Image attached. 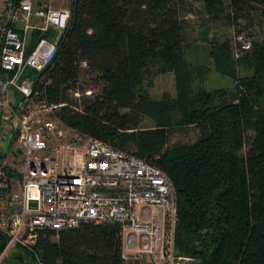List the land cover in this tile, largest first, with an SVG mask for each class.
I'll list each match as a JSON object with an SVG mask.
<instances>
[{
  "label": "trees",
  "instance_id": "trees-1",
  "mask_svg": "<svg viewBox=\"0 0 264 264\" xmlns=\"http://www.w3.org/2000/svg\"><path fill=\"white\" fill-rule=\"evenodd\" d=\"M185 1L72 0L53 60L34 72V100L56 106L64 127L166 173L178 255L197 264H264V0H198L208 17L224 15L233 27L244 22L251 38L237 58L229 39L210 45L213 71L234 84L211 91L200 84L208 68L185 57ZM82 73L97 93L85 94ZM167 73L174 96L152 99L154 79ZM186 127L196 140L170 144L171 132ZM5 159L0 151L6 178H18ZM8 241L0 231V256ZM33 250L42 264H127L116 224L46 229ZM3 264L36 262L17 247Z\"/></svg>",
  "mask_w": 264,
  "mask_h": 264
},
{
  "label": "built area",
  "instance_id": "built-area-1",
  "mask_svg": "<svg viewBox=\"0 0 264 264\" xmlns=\"http://www.w3.org/2000/svg\"><path fill=\"white\" fill-rule=\"evenodd\" d=\"M71 1L0 0V151L13 141L20 162L18 178L7 179L0 167L8 211L0 231L9 238L2 254L21 247L42 264L33 250L40 231L116 224L127 264H197L175 251L176 198L166 173L64 127L56 106L34 100V80L25 73H39L53 60ZM239 41L240 50L249 49Z\"/></svg>",
  "mask_w": 264,
  "mask_h": 264
},
{
  "label": "rangeland",
  "instance_id": "rangeland-1",
  "mask_svg": "<svg viewBox=\"0 0 264 264\" xmlns=\"http://www.w3.org/2000/svg\"><path fill=\"white\" fill-rule=\"evenodd\" d=\"M226 1V0H225ZM60 7L67 6V3L57 4ZM181 16L186 20L184 26V53L187 61L193 66H203L208 68V72L205 74L203 82H200L202 87L208 91L218 88H232L233 83L230 79L219 75L213 71L211 59L209 57L210 45L214 42H221L223 40L229 39L233 48L239 49L241 43L239 38L243 40H251L248 38L247 30L245 29L246 24L241 20L238 21L239 24L231 26L229 21L224 15L218 18L208 17L198 0H186L181 9ZM241 30V33L236 34V29ZM243 30V31H242ZM255 31V29L253 30ZM26 77L31 80L36 79V74L32 71L25 73ZM79 85L83 86L90 92L97 93L99 91V86L95 85L91 81V77L82 73L79 79ZM148 93L152 99H160L164 94L170 97L174 96V80L173 74L167 73L165 75H159L154 79V84ZM150 126V125H144ZM197 138V131L193 127H186L181 129H176L171 132L169 137V143H192ZM6 153V159L3 163L4 166L11 169L16 173V169L19 168L20 162L18 160V151L14 143H10ZM11 153V156L9 154ZM13 191L17 189V186L13 183ZM4 199L0 198V222L6 220L8 211L5 209ZM16 250L13 249L8 251L5 255L0 256V264H3L11 260L12 253ZM183 257V256H182Z\"/></svg>",
  "mask_w": 264,
  "mask_h": 264
},
{
  "label": "water",
  "instance_id": "water-1",
  "mask_svg": "<svg viewBox=\"0 0 264 264\" xmlns=\"http://www.w3.org/2000/svg\"><path fill=\"white\" fill-rule=\"evenodd\" d=\"M32 190L36 191L35 188H32ZM33 207H31L32 209L36 208V205L33 203L32 204Z\"/></svg>",
  "mask_w": 264,
  "mask_h": 264
}]
</instances>
